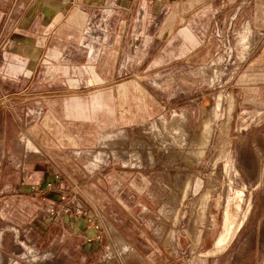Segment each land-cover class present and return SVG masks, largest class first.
Wrapping results in <instances>:
<instances>
[{"label":"rangeland","instance_id":"1","mask_svg":"<svg viewBox=\"0 0 264 264\" xmlns=\"http://www.w3.org/2000/svg\"><path fill=\"white\" fill-rule=\"evenodd\" d=\"M59 1L0 0V264H264V0Z\"/></svg>","mask_w":264,"mask_h":264},{"label":"crops","instance_id":"2","mask_svg":"<svg viewBox=\"0 0 264 264\" xmlns=\"http://www.w3.org/2000/svg\"><path fill=\"white\" fill-rule=\"evenodd\" d=\"M82 1L85 4H90V3L97 4V3H106V2L115 3L117 7L118 6L121 7V6L127 5L129 3L126 0H90L89 2H88V0H82ZM59 2L64 3L65 6L69 3H72L71 0H60ZM77 2H78V0H77ZM186 2L187 1H184V0H154L153 3H149L148 0H137L136 2L131 3V7L135 8L138 6V7H142V9H143L144 6L148 8L150 6V4H153V6H155V7H153V9L151 7L152 11H151V13H148V16L151 19V21L156 19V17H157L156 15L162 14V15H165L168 17H171V16L176 17L177 16V19L180 22V20H182L183 18L179 14L176 15L174 13V11H170V9L173 7V5L178 7L181 4L186 3ZM51 4H55V2L52 1ZM142 12H143V10H142ZM70 19L79 21L81 24H83L85 19H86V14L83 11H81L80 9L76 8L71 13ZM141 34H143V36H144V34H145V36H147L144 31H142ZM243 224L237 230L236 234L231 239V241L229 242L227 247L222 251L215 252V250L217 249V245H218V249H219V244H220V241L222 238L221 237L222 233L218 234V233H213V232L207 230L201 236V239L199 241V245L201 246L200 250H202V252L207 254L206 255L207 257L205 259L204 264H209L210 262L212 264H220L222 262V260L228 254L232 245L234 244V242L238 238L239 232L242 229ZM142 264H153V263H151V261L148 259L145 261V263H142Z\"/></svg>","mask_w":264,"mask_h":264},{"label":"built area","instance_id":"3","mask_svg":"<svg viewBox=\"0 0 264 264\" xmlns=\"http://www.w3.org/2000/svg\"><path fill=\"white\" fill-rule=\"evenodd\" d=\"M75 1H77V0H71V2L72 3H74ZM90 0H88V2H89ZM127 2H129V3H133V2H136L137 0H126ZM149 1V3H153L154 2V0H148Z\"/></svg>","mask_w":264,"mask_h":264},{"label":"bare ground","instance_id":"4","mask_svg":"<svg viewBox=\"0 0 264 264\" xmlns=\"http://www.w3.org/2000/svg\"><path fill=\"white\" fill-rule=\"evenodd\" d=\"M233 228H234V227H233ZM233 228L231 227L230 230L232 231ZM231 231H230V232H231ZM230 232H229V233H230ZM232 236H233V235H232ZM231 238H232V237H231ZM225 241H226V239H225L224 237H222V238H221V241H220V244L225 243ZM228 243H229V242H228ZM228 243H227V244H228ZM223 249H224V248H223Z\"/></svg>","mask_w":264,"mask_h":264}]
</instances>
